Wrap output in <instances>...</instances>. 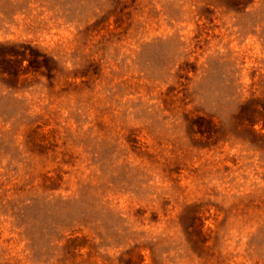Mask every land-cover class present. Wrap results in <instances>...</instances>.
Here are the masks:
<instances>
[{"label": "rangeland", "instance_id": "rangeland-1", "mask_svg": "<svg viewBox=\"0 0 264 264\" xmlns=\"http://www.w3.org/2000/svg\"><path fill=\"white\" fill-rule=\"evenodd\" d=\"M0 264H264V0H0Z\"/></svg>", "mask_w": 264, "mask_h": 264}]
</instances>
